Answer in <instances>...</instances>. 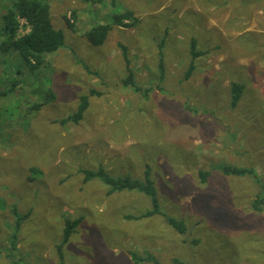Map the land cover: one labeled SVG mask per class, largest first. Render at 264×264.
<instances>
[{
  "label": "rangeland",
  "instance_id": "1",
  "mask_svg": "<svg viewBox=\"0 0 264 264\" xmlns=\"http://www.w3.org/2000/svg\"><path fill=\"white\" fill-rule=\"evenodd\" d=\"M39 1L50 4L66 44L34 74L18 55L0 53V93H6L0 98V208L6 206L0 210V264H60L53 258L65 219L81 215L88 217L87 228H77L64 246L66 264H135L129 251L145 249L156 259L140 264H264V204L254 208L258 193L264 199V0H117L116 7L113 0ZM3 3L11 0H0V15ZM125 9L139 17L135 32L117 28L101 47L80 38ZM191 36L207 54L194 61L193 76L184 81ZM122 45L141 93L123 84L128 72ZM233 82L248 89L235 109ZM91 91L99 95H91L80 124L56 122L74 114ZM98 165L138 180L148 166L157 173L151 179L165 216L156 215L149 227L123 225L155 238L124 242L123 235L122 242L108 235L118 228V217L102 205L105 186L83 183L79 173ZM220 166L253 169L262 186L255 176H225ZM199 170L210 172L204 185ZM128 202L121 196L108 204ZM14 204L32 214L19 231L12 261L7 249L16 228L8 209ZM139 206L146 205L130 213ZM166 216L182 221L185 233L168 227ZM48 248L51 258L44 259Z\"/></svg>",
  "mask_w": 264,
  "mask_h": 264
},
{
  "label": "trees",
  "instance_id": "2",
  "mask_svg": "<svg viewBox=\"0 0 264 264\" xmlns=\"http://www.w3.org/2000/svg\"><path fill=\"white\" fill-rule=\"evenodd\" d=\"M84 1L95 4L104 0ZM112 3L115 7L117 6V0H113ZM3 7V12L0 15V53H4L7 55H18L24 62L25 66L30 69L31 73H37L42 67L47 65L48 59L52 54L58 52L65 46L66 37L64 31L55 28L51 17V6L46 1L11 0L9 6L5 7V3H3ZM72 18L74 19V21H77L76 12H73ZM21 20H24L26 24L22 25L20 22ZM138 22L139 19L138 17H136L135 13L133 11L126 10L124 12L114 14L110 22L95 25L85 34H83V38L89 41L92 45L101 47L106 43L108 36L114 27L119 26L133 28ZM67 24L73 32L78 33L75 22L72 23L70 19H68ZM21 29L26 30L24 35H20ZM196 40L198 41L195 36H191L189 44V54L192 58V63L188 70L185 72L186 79H190L196 69L194 61L199 57L207 54L206 51L197 49L198 45ZM122 50L123 56L125 57L127 62L128 72L127 77L122 80L123 84L126 87L134 88L135 91H142V89H140L135 82V75L133 68L131 67V60L129 59L128 50L124 45H122ZM159 70L160 75H162L163 77L165 68L163 65L162 56L160 60ZM20 83L21 81L19 79L12 82L11 90H14V88ZM230 91L232 99L231 107L235 109L241 101V98L243 97V91H246V86L233 82ZM92 94L99 95V93H96L95 91H91L89 95H82L80 97L77 111L67 118L56 122H60L63 125L69 123L75 125L80 124L90 106V97ZM3 96H6L5 92L0 93V98H2ZM38 107L40 108L41 105H38ZM219 169L225 176H255V182L258 185L262 186L261 179H258V176L255 174V171L253 169L239 168L235 166H220ZM79 172L84 175L85 183L93 180H98L106 185L108 187V195L123 191H136L149 198L152 205L151 209L138 218H147L156 215L165 216L161 209L160 200L155 188V183L150 177V169H148L147 173L145 174L144 180H137L129 177H113L103 167H99L96 170L80 169ZM198 176L200 182L202 184H206L210 176V172L200 170ZM258 196L255 197L256 200L254 201V208L256 210L260 209V204H264V199L261 196L258 199ZM15 212L16 211L14 210V214L16 215L17 212ZM17 217L18 225L14 236L11 237L12 240H10L11 246L14 249L17 246L16 241L18 240L19 236L18 231L20 229V223L23 221V219L26 218L25 216H18V214ZM129 218L135 219L136 217ZM166 220L167 223L176 230V232H179L181 234L185 233L186 227L182 221L169 216H166ZM82 221L83 217H79L75 220L65 219L63 239L61 244L58 245L57 249L59 252L60 264H66L63 248L70 241V238L76 232V229L80 226ZM132 256L136 262H140L142 260H151L149 259V257H147L146 259L140 258L134 253H132Z\"/></svg>",
  "mask_w": 264,
  "mask_h": 264
},
{
  "label": "crops",
  "instance_id": "3",
  "mask_svg": "<svg viewBox=\"0 0 264 264\" xmlns=\"http://www.w3.org/2000/svg\"><path fill=\"white\" fill-rule=\"evenodd\" d=\"M125 10H129V9H125ZM112 18V17H111ZM139 18V17H138ZM104 23H106V21L104 22V20L102 21V22H100V23H98V24H104ZM97 24V25H98ZM138 24V23H137ZM137 24L133 27V28H126V27H119V26H116V27H114L113 29H112V31L110 32V33H112L115 29H119V30H122V31H126V30H131V32H135V30H136V26H137ZM94 27V26H93ZM88 30H90V29H88ZM88 30H86V31H84L83 32V34H85ZM81 39H84L85 40V42H86V39L85 38H82V37H80ZM164 45V44H163ZM163 52H164V50H162V48H159V54H160V60H161V56H162V59H163ZM124 57V56H123ZM202 57V56H201ZM200 58V57H199ZM124 59H125V57H124ZM131 60V59H130ZM125 61H126V59H125ZM131 64H132V61H131ZM126 65H127V62H126ZM133 68V67H132ZM136 73V72H135ZM161 76V75H160ZM193 76V75H192ZM192 78V77H191ZM190 78V79H191ZM135 79H137L136 77H135ZM184 80V81H189L190 79H186L185 78V76L184 77H182L181 78V80ZM179 81H180V79H179ZM135 82H136V84H137V80H135ZM164 82V76L163 77H161L160 78V83H163ZM150 83H152V81H148L147 82V84H150ZM159 83V84H160ZM137 86L140 88V89H142V87L141 86H139L138 84H137ZM132 88V87H131ZM134 89V88H133ZM248 89H247V87H246V91H247ZM148 90H146V92H147ZM145 92V93H146ZM159 92V91H158ZM137 93H141V91H137ZM145 97H147V96H145ZM189 108H191L190 106H189ZM87 112V111H86ZM86 114V113H85ZM84 120V119H83ZM82 120V121H83ZM81 121V122H82ZM75 125V124H74ZM119 130H122V131H126L127 130V125H119ZM128 132V131H127ZM195 154V153H194ZM161 155V154H160ZM99 167H103L105 170H107V172L112 176V175H115V176H121V177H127V176H129V177H131L132 179H137L138 180V178L139 177H141V176H138V177H136V176H134L132 173H125V174H121V175H117V174H113L108 168H105L104 167V165H98L97 166V168H99ZM96 167L95 168H90V170H93V169H97ZM148 169H150V176H151V178H153L154 177V175L155 174H157L153 169H151V167H146V170H144V172L142 173V177L143 176H145V174L147 173V171H148ZM80 170V169H79ZM199 172H200V170L197 172L198 174H199ZM80 173V172H79ZM169 174V173H168ZM170 175V174H169ZM84 176V175H83ZM114 177V176H113ZM167 180H170V176H167V171H166V177H165ZM34 179V178H33ZM32 179V180H33ZM200 180V179H199ZM34 181V180H33ZM82 182L83 183H85L84 182V177H83V179H82ZM96 182H98V180H93V181H90V182H87V183H96ZM86 183V184H87ZM102 185H103V183H102ZM202 185H204V184H202ZM103 186H105L104 188H105V192H104V198H105V200H104V203H102V205H104V204H106L108 207H109V209H108V212H109V214H111L113 217H115V216H117L118 217V228L117 229H114V227L113 228H111V230L109 231V233H108V235L111 237V238H120L121 239V241H122V236L124 235L125 237H126V239L124 240V242H131V239L132 238H136V237H140L139 238V241L141 240V237H144V239L145 238H147V241H149V239H151V238H155V235H153V236H151V234L150 233H148V232H144V231H142V233H140V231H139V223H144L145 225H146V227H149L150 226V222H151V220L153 219V220H156L155 219V216H152V217H147V218H138V217H140L141 215H143V214H145V213H147L150 209H151V207H152V205H151V200L149 199V198H147V197H145L143 194H141V193H138V192H136V191H123V192H117V193H114V194H112V195H108V187L106 186V185H103ZM157 194H158V192H157ZM121 196H126L127 198H128V200H129V202L128 203H125V204H123V205H118V204H115L114 206H111L110 207V205L108 204V202H109V200H110V198H113V199H117V200H119L120 198H121ZM143 201H146V202H143ZM2 202H3V204H5V201H4V199H1L0 198V206H1V204H2ZM132 203H135V204H132ZM140 205V204H143V205H146V206H144V208H143V206H139V208H138V211H135V212H137V213H130V210L131 209H133V208H135L137 205ZM6 207V206H5ZM5 207H3V208H5ZM3 208H0V210H2V211H5V210H3ZM161 209H162V207H161ZM12 214H13V222H14V228H13V231H14V229L15 228H17V225H18V217H17V214H18V216H25L26 218L25 219H23V221L20 223V229H19V231L21 230V227H23V223H24V225L29 221V219L31 218V214H32V208H28V210L26 211V212H22L21 210H20V208H19V206L18 205H16V204H14V205H12L9 209H8ZM14 210L17 212V214L15 215L14 214ZM102 211H104V209H102ZM140 211H142L141 213H138V212H140ZM15 212V213H16ZM164 213V212H163ZM2 214V213H1ZM4 217V216H3ZM79 217H83V221H82V223L80 224V226L78 227V228H82V229H85V228H87V227H85V222L87 221V216H85V215H81V216H78V218ZM129 217H137L136 219H131V218H129ZM77 219V218H76ZM132 223H135L136 224V227H138V228H136V233H134L133 231H132V227L131 228H129V229H127V228H125L123 225H131L132 226ZM166 224H167V226L168 227H170L172 230H173V228L166 222ZM124 229V231L122 230V229ZM131 229V230H130ZM130 230V231H129ZM138 230V231H137ZM19 231H18V234H19ZM88 231H89V237L91 238V236L96 232V231H94V225L92 226V227H90V228H88ZM93 231H94V233H93ZM127 231H129L130 233H129V235H131V236H128L127 235ZM135 235V236H134ZM131 237V238H130ZM130 238V239H129ZM11 239L9 238V241H10ZM137 240V239H136ZM18 241V240H17ZM17 241H16V243H17ZM123 242V241H122ZM137 242H138V240H137ZM59 245V244H58ZM58 245L56 246L57 247V249H58ZM17 247H18V243H17V246L15 247V249L11 246V242H10V248L9 249H7V256H8V258L10 259V260H16L17 259V257H16V255H15V253H17ZM56 249V248H55ZM56 249V252H55V256H54V258L53 259H55L56 258V256H58V258H59V252H58V250ZM142 252L143 253H148L149 254V259H151V260H148L149 262H151V261H154L155 262V259H156V256H155V251H151L150 249H145V250H142V251H140L139 253H136V252H133V251H129V257H130V260L133 262V263H135V264H140L141 262H145L146 260H142V261H140V262H136L134 259H133V256H132V253H134V254H136L137 256H139L140 258H144V259H146L145 257H148V256H142ZM43 258L44 259H50L51 258V250H50V248H48V249H46L44 252H43ZM59 262H60V258H59ZM17 264V263H16Z\"/></svg>",
  "mask_w": 264,
  "mask_h": 264
},
{
  "label": "built area",
  "instance_id": "4",
  "mask_svg": "<svg viewBox=\"0 0 264 264\" xmlns=\"http://www.w3.org/2000/svg\"><path fill=\"white\" fill-rule=\"evenodd\" d=\"M23 21H24V20H23ZM24 22H25V21H24ZM25 23H26V22H25ZM25 23H24V24H25ZM21 24H22V23H21ZM27 31H28V30H27ZM25 32H26V30H25V31H23V29H21V30H20V35H24V34H25Z\"/></svg>",
  "mask_w": 264,
  "mask_h": 264
}]
</instances>
